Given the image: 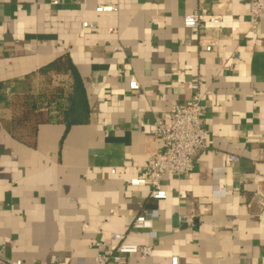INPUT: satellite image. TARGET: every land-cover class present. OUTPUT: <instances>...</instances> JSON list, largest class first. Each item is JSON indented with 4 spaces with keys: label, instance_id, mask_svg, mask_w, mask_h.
Returning a JSON list of instances; mask_svg holds the SVG:
<instances>
[{
    "label": "crops",
    "instance_id": "0c3cea01",
    "mask_svg": "<svg viewBox=\"0 0 264 264\" xmlns=\"http://www.w3.org/2000/svg\"><path fill=\"white\" fill-rule=\"evenodd\" d=\"M250 1L119 0L117 13L99 14L107 0H0L2 91L27 94L43 67L69 55L90 108L87 124L44 123L30 145L0 108V256L96 264L123 234L154 248L128 264H171L175 256L180 264H264V21L251 30ZM199 12L223 22L197 35L184 18ZM84 22L101 30L83 32ZM208 40L219 42L213 52L203 47ZM195 77L208 147L192 174L165 177L166 199H151L148 187L130 181L163 152L151 133L155 116L183 105ZM231 156L239 161L229 164ZM144 210L159 211L155 240L131 229ZM192 214L193 228L179 226L180 215Z\"/></svg>",
    "mask_w": 264,
    "mask_h": 264
},
{
    "label": "built area",
    "instance_id": "2783aa9c",
    "mask_svg": "<svg viewBox=\"0 0 264 264\" xmlns=\"http://www.w3.org/2000/svg\"><path fill=\"white\" fill-rule=\"evenodd\" d=\"M119 0H107L98 5L96 12L99 14H113L119 11ZM55 4H58L57 2ZM264 21V0L250 1V24L251 30L257 32L261 23ZM223 22V17L216 14L191 13L184 18V27L187 30L200 35V32L214 25ZM83 32L99 31L101 28L97 23L84 22ZM107 33H116L113 28L105 29ZM207 52H213L218 47L217 40L201 41ZM232 58H240L239 53H233ZM223 72H232L233 67L223 63ZM202 80L195 77L186 81L187 90L190 98L183 105H174L170 109L169 118L163 115L155 116L151 127L154 137L162 141L164 149L161 155L151 157L149 163L144 167L140 177L132 179V187H148L150 198L154 200H164L167 193L163 188V181L169 174L182 179L192 174L196 169L199 156L208 147V131L202 126V116L206 112L204 103V93L202 91ZM130 90L140 91V85L132 79ZM229 164L239 161L238 157H229ZM115 170L112 173L115 174ZM216 193V192H215ZM195 215H180L178 217L179 226H195ZM159 218L158 210H144L138 214L131 225L134 231H148L151 239L158 238L154 231V221ZM115 244L110 248H104L95 258L96 264H128L129 260L135 257L149 258L153 255L154 248L149 245L130 243L123 234H114ZM96 247H105L101 242L96 243ZM3 264H26L22 260H8L0 256ZM171 264H180L177 256L173 257Z\"/></svg>",
    "mask_w": 264,
    "mask_h": 264
},
{
    "label": "trees",
    "instance_id": "16d2710c",
    "mask_svg": "<svg viewBox=\"0 0 264 264\" xmlns=\"http://www.w3.org/2000/svg\"><path fill=\"white\" fill-rule=\"evenodd\" d=\"M0 85V108L6 111L10 130L30 145L44 123H63L67 128L89 122L90 108L82 79L69 55L43 67L36 87L27 94H7Z\"/></svg>",
    "mask_w": 264,
    "mask_h": 264
}]
</instances>
